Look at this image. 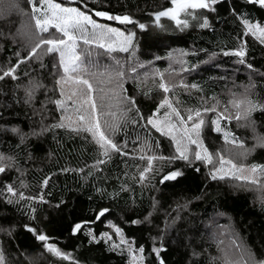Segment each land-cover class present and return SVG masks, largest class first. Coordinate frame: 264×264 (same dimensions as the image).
<instances>
[{
    "label": "trees",
    "instance_id": "obj_1",
    "mask_svg": "<svg viewBox=\"0 0 264 264\" xmlns=\"http://www.w3.org/2000/svg\"><path fill=\"white\" fill-rule=\"evenodd\" d=\"M53 2L86 11L99 24L135 33V56L129 62L138 61L145 67L138 69L139 76L130 74L124 90L135 99L144 120L139 126L131 121L122 126L114 139L126 144L124 151L129 155L112 152L110 158L102 155L91 134L55 127L62 119L55 101H67L71 85L63 86L65 95L61 96L52 55L19 62L30 52L19 33L26 25L34 30L35 24L28 15L29 0H17L19 11L0 14V68L6 70L18 64L17 79L0 80V155L11 157L13 165L0 173V251L6 264H161V260L163 264H222L220 248L225 245L218 247V242L224 240L227 244L232 233L240 237L256 259L264 260V202L255 186L237 187L242 181L232 178L214 180L210 174L212 165L196 161L194 156L191 164L183 160L153 161V171L141 183L139 175L147 160L139 159L138 151L140 143L148 138L149 144H159L153 148L154 154H175L169 137L150 126L143 127L166 97L185 119L189 110L211 108L217 101L219 111H223L232 94L249 85L250 98L264 104V43L259 33L253 35L243 23L246 18L249 24L264 27V8L245 0H219L216 4L208 0V10L180 13L181 18L189 20L187 28L161 18L165 30L157 26L154 14L174 8L171 0ZM97 11L129 16L133 23L105 20L94 15ZM191 12L201 19L193 20L187 15ZM204 18L207 27L199 26ZM141 24L143 30L139 28ZM238 50L245 53L244 63H238L240 58L231 54ZM181 53L186 54L181 57ZM112 55L122 62L128 56L121 52ZM178 57L188 70L181 71L179 77L166 76L170 82L185 85L174 89L175 95L164 93L151 79L141 82L145 72L180 71L181 65L175 62ZM98 60L101 64L111 63L107 57ZM31 81H38L42 87L29 99L26 89ZM101 95L97 93L98 104ZM165 112L171 113V109L159 108L160 118ZM204 115L207 123L201 137L211 153L231 147L223 139V132L230 131L251 149L246 159L237 158L236 162L248 168L264 167V147L258 146L256 140L257 135L264 136V110L257 109L249 117L255 132L253 126H247L248 121L233 119L220 121L222 130L217 133L211 123L217 113ZM129 116L139 120L135 111ZM100 160L104 163H98ZM173 170L182 171L183 177L159 183L163 174ZM246 174L251 175L247 171L241 175ZM8 186L25 198L12 196ZM102 209H108L107 213L95 221ZM82 221L95 222L74 235L72 227ZM113 225L121 228L127 245L111 247L120 243ZM221 232L225 234L219 235ZM35 233L49 237L48 243L62 255L48 252ZM141 247L143 253L139 251ZM161 248L159 255L153 251ZM63 255L69 259L64 260Z\"/></svg>",
    "mask_w": 264,
    "mask_h": 264
},
{
    "label": "snow or ice",
    "instance_id": "obj_2",
    "mask_svg": "<svg viewBox=\"0 0 264 264\" xmlns=\"http://www.w3.org/2000/svg\"><path fill=\"white\" fill-rule=\"evenodd\" d=\"M219 0H211L212 4H216ZM248 4H259L264 8V0H245ZM82 3V0H81ZM175 5L174 8L161 10L154 14V20L157 26L165 29L161 23V18L167 17L175 21L177 27L187 28L190 26L189 20L180 17L181 12H186L188 9L208 10V0H171ZM31 6V13H29L30 20L34 21V30L31 26L26 25L19 33L24 40L26 46L30 47L29 56L21 58L20 63L25 59H41L45 55H52L55 61L53 67L56 69V84L60 86V95H65L64 85H71L68 91L67 101L56 100L58 108L61 109L62 119L55 127L65 128L68 130L80 133L87 132L91 134L93 140L102 149V155L110 158L112 152L120 155H129L124 151L126 144L121 145L114 137L121 131L122 126L126 125L128 121L140 125V121L144 118L136 108V101L133 97L128 96L124 90V83L131 78L130 74L141 75L138 69L144 68L145 65L139 63L129 62L135 56L134 38L135 33H125L118 29L99 24L92 15L86 11H82L77 7H65L60 3H54L53 0H29ZM39 4V6H37ZM86 8L87 6L84 5ZM17 0H0V14H8L13 11H19ZM95 16L101 17L105 20H115L120 24H131L132 19L129 16H113L104 12H95ZM193 20L199 21L200 16L194 12L187 13ZM244 26L255 35L259 33V39L264 43V27L249 24L245 18L243 20ZM199 26L207 27V19ZM141 30L144 25H139ZM54 29V31H52ZM102 50V51H99ZM121 52L127 53L125 62L113 53ZM186 53H181V57ZM225 55L230 53L225 52ZM240 59L238 63H244V51L238 50L233 53ZM107 57L111 63L101 64L98 58ZM181 65L180 71H169L167 73L154 71L145 72L143 74L146 82L151 79L155 86L164 93L175 95L174 89L177 87H184L182 83L170 82L166 76L179 77L181 71H187L183 68V60L178 57L175 61ZM17 65L10 66L8 69L0 68V80L5 78L17 79L16 76ZM251 67V66H249ZM158 81V82H157ZM104 85L106 87H101ZM42 85L38 81H31L29 87L26 89L29 99L34 95L35 90ZM192 87H196L193 85ZM252 85L246 86L242 92L233 93L229 102L224 105L223 111H219V101L211 108H203L197 110H189V114L185 119L184 116L173 107L169 102V98H165L158 106V109L153 112L143 123V127L150 126L160 133L161 136H167L175 145L176 152L173 156L164 157L162 155L154 154L153 148L159 147V144L151 145L148 143V138H145L140 143L138 151L141 153L139 159L147 160V166L140 172L139 181L145 182L149 177L147 173L153 171V161L168 160L169 163L175 160H183L191 164L192 157L196 161H203L206 165H212L210 174L212 179L232 178L242 181L237 187H247V185L255 186L254 190L261 193L260 199L264 202V167H257L253 165L248 168L246 165L238 164L237 158H247L251 149L245 147V143L240 138L234 136L230 131L223 132L224 143L231 145L230 148H225L222 151L211 153L205 146L201 137L203 128L207 121L205 113L216 112L217 116L211 120L212 125L215 126V131L220 133L222 127L220 121H248L247 126H253L249 120L253 111L257 109L264 110V104H258L250 98ZM103 93L99 97L101 103H97V93ZM108 103L105 104L104 101ZM167 106L171 109L170 112L163 113V118H160L159 108ZM107 108V111L105 109ZM135 111L139 116V120L133 119L129 113ZM174 113V117L172 115ZM69 123L66 125L64 121ZM244 126V125H242ZM16 132L18 130L12 129ZM253 131L255 128L253 126ZM139 140V137L137 138ZM258 146L264 147V136L257 135ZM135 143V142H134ZM195 147L192 148L191 146ZM191 153V155H190ZM227 153V155L225 154ZM104 163V160L98 161ZM12 158L0 155V173H4L7 169L12 167ZM250 172L251 175H241L244 172ZM183 172L180 170H173L161 176L159 183L164 184L169 181H179L183 177ZM47 181H45V184ZM7 192L12 196L23 199L24 194L18 193L13 187L8 186ZM34 199V198H29ZM12 202V201H9ZM108 209H102L95 217V221H100ZM95 221H82L74 224L72 232L74 235L82 232L84 228L94 223ZM120 243H113L111 247L116 249L121 245H127L129 242L123 238L122 230L119 227L111 226ZM223 228L224 226H220ZM28 231H34L31 228ZM224 232L219 235H224ZM36 239L42 242V246L50 253L61 256L58 248L48 243L50 239L45 234L35 233ZM107 235V234H106ZM108 240H114V237L107 236ZM223 253L222 264H264V260H258L247 248L240 237L234 233L229 234L228 242L225 244L224 240H219L218 247ZM141 253L144 249H139ZM159 255L163 249H153ZM64 260H68L67 255H63ZM136 257L133 255V260ZM0 264H6V257L0 251ZM161 264L163 261L161 260Z\"/></svg>",
    "mask_w": 264,
    "mask_h": 264
},
{
    "label": "rangeland",
    "instance_id": "obj_3",
    "mask_svg": "<svg viewBox=\"0 0 264 264\" xmlns=\"http://www.w3.org/2000/svg\"><path fill=\"white\" fill-rule=\"evenodd\" d=\"M246 175H249V174H246Z\"/></svg>",
    "mask_w": 264,
    "mask_h": 264
}]
</instances>
